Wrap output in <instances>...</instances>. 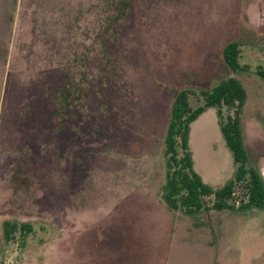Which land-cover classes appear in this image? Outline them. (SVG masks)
<instances>
[{
  "label": "rangeland",
  "instance_id": "rangeland-1",
  "mask_svg": "<svg viewBox=\"0 0 264 264\" xmlns=\"http://www.w3.org/2000/svg\"><path fill=\"white\" fill-rule=\"evenodd\" d=\"M229 76L246 91L249 161L264 163V0H0V264H84L92 246L157 238L166 264H264V209L163 199L175 95L196 108ZM189 152L211 188L234 177L216 106L191 123ZM6 220L32 231L6 241Z\"/></svg>",
  "mask_w": 264,
  "mask_h": 264
},
{
  "label": "trees",
  "instance_id": "trees-1",
  "mask_svg": "<svg viewBox=\"0 0 264 264\" xmlns=\"http://www.w3.org/2000/svg\"><path fill=\"white\" fill-rule=\"evenodd\" d=\"M241 43L232 40L222 49L225 64L233 71L246 69L240 64ZM192 92L183 88L175 95L164 138L166 160V183L163 199L174 209L186 213H196L207 209L206 198L212 197V208L264 209V178L257 167L251 164L244 145L241 127V112L246 99V91L241 81L229 76L209 91H202L204 104L194 108L190 97ZM210 106L218 108L220 128L236 164L234 177L223 186L213 189L194 170L189 152L190 126ZM224 107L230 110L224 117ZM19 229L21 234L32 231L29 222L4 221L3 232L6 241H11Z\"/></svg>",
  "mask_w": 264,
  "mask_h": 264
},
{
  "label": "crops",
  "instance_id": "crops-1",
  "mask_svg": "<svg viewBox=\"0 0 264 264\" xmlns=\"http://www.w3.org/2000/svg\"><path fill=\"white\" fill-rule=\"evenodd\" d=\"M261 173H264V163H258ZM160 241V242H159ZM98 242V241H97ZM95 243L94 241L91 242ZM135 243V244H134ZM100 254L92 246L89 250V260L84 264H166L167 255L164 248L167 247L164 241L159 238L152 241L114 239L103 243ZM94 245V244H93ZM96 247V246H95ZM157 254H154V251ZM153 251V252H152ZM161 254V255H160ZM166 256H165V255Z\"/></svg>",
  "mask_w": 264,
  "mask_h": 264
},
{
  "label": "water",
  "instance_id": "water-1",
  "mask_svg": "<svg viewBox=\"0 0 264 264\" xmlns=\"http://www.w3.org/2000/svg\"><path fill=\"white\" fill-rule=\"evenodd\" d=\"M264 173H262V175H263ZM263 178H264V175H263Z\"/></svg>",
  "mask_w": 264,
  "mask_h": 264
}]
</instances>
